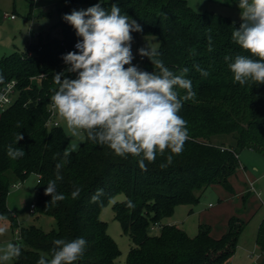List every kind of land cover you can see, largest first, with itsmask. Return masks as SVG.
I'll list each match as a JSON object with an SVG mask.
<instances>
[{"label": "trees", "instance_id": "trees-1", "mask_svg": "<svg viewBox=\"0 0 264 264\" xmlns=\"http://www.w3.org/2000/svg\"><path fill=\"white\" fill-rule=\"evenodd\" d=\"M69 0L61 10L75 2ZM87 6L98 0H83ZM117 3L123 12L143 26L133 36L156 35L160 58L177 73L183 67L197 96L185 102L180 115L188 121L190 138L179 154L165 150L155 161L147 162L141 170L136 158L115 155L107 145L85 139L60 170L57 191L66 198L51 200L45 194L49 180L56 179V163L61 159L69 138L58 126L47 127L50 89L56 87L53 77L65 68L61 53L71 49L77 37L63 21L61 37L37 34L22 52L0 57V86L16 80L17 96L0 112V216L16 220L6 207L10 186L36 176L35 200L30 214L51 216L55 227L45 231L33 224L19 227L22 254L11 264H36L41 255L51 256L53 240L83 236L88 245L78 264H113L120 251L106 231V222L98 217L113 195L124 193V199L114 202V218L122 231L129 235L125 264H230L237 236L244 222L237 215L227 220V230L219 237L210 233V226L200 223L195 235L189 236L175 224H163L178 204L198 202L196 191L209 186H222L234 192L229 178L239 165L238 151L244 148L264 154V84L234 82L224 56L244 52L231 38L239 25L228 16L196 11L187 0H104L110 8ZM213 50L208 51V37ZM194 65L207 71L203 75ZM151 61L142 58V69L152 71ZM73 75V74H69ZM183 94V90H180ZM21 132L17 146L25 155L11 159L7 145ZM229 135L232 144H215L214 136ZM171 156V158H169ZM16 180V181H15ZM81 189L77 198L71 193ZM97 189H102L97 199ZM248 194H243L245 200ZM132 201L134 207L128 206ZM244 206V204H243ZM153 223L161 226L150 232ZM257 246L264 251V218L256 237ZM229 259V260H228Z\"/></svg>", "mask_w": 264, "mask_h": 264}, {"label": "clouds", "instance_id": "clouds-1", "mask_svg": "<svg viewBox=\"0 0 264 264\" xmlns=\"http://www.w3.org/2000/svg\"><path fill=\"white\" fill-rule=\"evenodd\" d=\"M235 3L241 23L238 28L234 27L231 38L244 52L226 54L224 60L234 82L241 86L250 81L262 85L264 0H235ZM62 20L72 27L77 40L72 50L61 53L65 68L54 74L56 87L50 89V102L76 142L64 147L55 165L56 179L49 180L45 188V194H50L53 201L66 198L63 192L57 191L56 182L63 178L60 170L85 139L107 145L117 156L136 158L141 170H147L146 161H155L166 149L170 153H181L190 138V130L180 111L185 102L197 96L188 67L181 68L178 73L173 71L149 41L133 53L132 34L142 32L143 26L123 12L117 3L106 8L104 0H98L86 8H73L62 14ZM207 48L210 52L213 50L211 36ZM136 55L147 57L152 71L133 63ZM194 67L207 75L198 65ZM3 79L0 74V81ZM22 139L23 134L19 132L7 145L6 154L13 160L25 155L24 148L17 146ZM80 191L75 187L72 197L77 198ZM100 193L102 189H97L93 199ZM128 206L134 207L133 202L129 200ZM52 243L50 258L41 255L36 264H78L88 245L83 236L56 238ZM21 254V244L10 242L0 249V264L19 258Z\"/></svg>", "mask_w": 264, "mask_h": 264}, {"label": "rangeland", "instance_id": "rangeland-1", "mask_svg": "<svg viewBox=\"0 0 264 264\" xmlns=\"http://www.w3.org/2000/svg\"><path fill=\"white\" fill-rule=\"evenodd\" d=\"M68 1L0 0V57L12 52L24 51L29 42H36L39 33L44 37H61L62 14L69 13L73 8L80 9L87 6L83 0H76L61 10ZM214 1L202 0L200 3L201 0H187V3L199 12L206 10L209 12L212 10L210 8H216L215 10L219 11L213 13L227 15L238 25L241 23L239 8L236 6L235 0H225L224 6L220 5L221 3H215L217 0ZM133 37L134 54L137 48L146 46L148 41L155 47L159 45L158 37L153 34ZM133 63L142 68V58L139 55H136ZM55 113V120L69 138L68 143H75L76 139L71 137L65 121L59 116L56 109ZM232 141L229 135H217L214 136L212 142L227 145L232 144ZM237 157L240 163L235 173L238 174L237 171L242 170L245 166L246 173L258 177L255 187L260 192L259 198L251 192L245 200L242 196L235 199L233 198L234 193L238 192L236 188L233 189V193L227 192L222 186H209L202 191H196L195 194L199 197L197 203L176 205L171 215L162 218L161 223L175 224L189 236H193L198 231L199 223H206L210 226V231L213 230L211 228L213 226L219 229L223 225V220H226V216L237 209L234 211V215L243 220L244 225L237 236L230 264H264V251L256 244L258 226L264 218V154L244 148L238 151ZM254 166L256 170H253ZM235 173L231 176L232 179L235 177ZM35 182L36 176L30 174L24 181L19 182V186H10L5 204L17 225L11 227L10 219L0 216V249L5 248L10 242L19 240L18 233L21 226L33 224L40 226L45 231L55 227V221L51 216L30 214L29 212V205L35 200ZM124 197V193H116L98 213V217L106 222V231L120 251L113 264H125L127 252L132 245L129 235L122 231L119 221L114 218L112 207L114 202L121 201ZM208 202H211V207H208ZM13 259L5 264H11Z\"/></svg>", "mask_w": 264, "mask_h": 264}, {"label": "built area", "instance_id": "built-area-1", "mask_svg": "<svg viewBox=\"0 0 264 264\" xmlns=\"http://www.w3.org/2000/svg\"><path fill=\"white\" fill-rule=\"evenodd\" d=\"M13 17V15H11ZM77 39H75L72 43L71 49H73V46L75 44ZM68 49L65 47L64 52L66 53ZM16 80L11 79L7 81L5 84L0 86V96H3V99H0V112L4 111L7 107H9L12 103L13 100H15L17 96V90H16ZM48 117L45 120V126L47 127H53V126H58L59 123L55 120V108L53 105L49 104L48 106ZM13 186H19V182L14 183ZM248 187L250 190H254V181H250L248 183ZM33 203H30L29 205V212H32L33 210ZM161 224L160 223H153L150 225L149 230L150 232H155L158 228H160Z\"/></svg>", "mask_w": 264, "mask_h": 264}, {"label": "crops", "instance_id": "crops-1", "mask_svg": "<svg viewBox=\"0 0 264 264\" xmlns=\"http://www.w3.org/2000/svg\"><path fill=\"white\" fill-rule=\"evenodd\" d=\"M216 1V0H215ZM214 1V2H215ZM218 1V2H217ZM215 3H221L220 5H223V4H225V0H217ZM224 6V5H223ZM210 9H212L211 11H209V12H214V11H219V10H215L216 8H210ZM207 11V10H206ZM225 16H227V15H225ZM240 25V24H239ZM240 163V162H239ZM244 166V165H243ZM253 170H256V167L254 166L253 167ZM237 172H239L238 174H236L235 175V177L232 179V177H230L229 178V181H230V183H231V185H232V187H233V189L234 188H236L237 189V191L238 192H233L234 193V196H233V198H239L240 196H242L243 194H249V193H254V195L256 196V197H258L259 198V196H260V192L259 191H257V189H256V187H255V183H256V180H257V178L258 177H254V176H252L251 174H248V173H246V168H245V166H244V168L242 169V170H238ZM241 172H243V173H241ZM241 174V175H240ZM243 174V175H242ZM250 181H254V190H250L249 189V187H248V183L250 182ZM228 192V191H227ZM212 205H211V202H208V207H211ZM235 207H236V204H235ZM235 210H237V209H235ZM235 210H233V211H231L230 213H229V215H227L226 216V220H223L224 222H223V225L221 226V228H219V229H217L215 226H213V227H211L213 230L212 231H210V233H211V235L212 236H214V237H219L220 235H221V233H224L226 230H227V220H228V218L231 216V215H233L234 214V211ZM202 223H204V222H202ZM167 224H171V223H167ZM200 224V223H199ZM204 224H206V223H204Z\"/></svg>", "mask_w": 264, "mask_h": 264}, {"label": "water", "instance_id": "water-1", "mask_svg": "<svg viewBox=\"0 0 264 264\" xmlns=\"http://www.w3.org/2000/svg\"><path fill=\"white\" fill-rule=\"evenodd\" d=\"M16 242V241H15Z\"/></svg>", "mask_w": 264, "mask_h": 264}]
</instances>
